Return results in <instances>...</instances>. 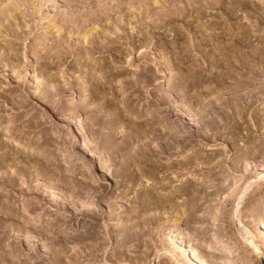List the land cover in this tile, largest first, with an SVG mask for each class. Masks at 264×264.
I'll return each instance as SVG.
<instances>
[{"label": "rangeland", "instance_id": "obj_1", "mask_svg": "<svg viewBox=\"0 0 264 264\" xmlns=\"http://www.w3.org/2000/svg\"><path fill=\"white\" fill-rule=\"evenodd\" d=\"M263 220L264 0H0V264H264Z\"/></svg>", "mask_w": 264, "mask_h": 264}, {"label": "bare ground", "instance_id": "obj_2", "mask_svg": "<svg viewBox=\"0 0 264 264\" xmlns=\"http://www.w3.org/2000/svg\"><path fill=\"white\" fill-rule=\"evenodd\" d=\"M84 127H85V125H84V122H80L79 124H77V125H75L73 128L76 130L75 131V133L74 134H72V135H75V134H79V132L82 130V129H84ZM86 146V145H85ZM84 146V150L87 152L86 153V156L84 157V158H81L84 162H86V161H89V160H92V154L90 153V152H88L87 151V148ZM87 171H93L94 172V170L91 168V165L90 164H88L87 165ZM86 171V172H87ZM123 217V220H125V216H122ZM263 223H262V225H261V235L264 233V220L262 221ZM264 235V234H263ZM264 237V236H263ZM174 241V240H173ZM181 244V243H180ZM179 244V241H177V242H174V246H177V248H180V250H183V251H185L184 249H183V247H182V244L180 245ZM251 244V243H250ZM253 244V243H252ZM174 246H171V248L172 247H174ZM253 247V246H252ZM186 249V248H185ZM173 250V249H172ZM185 253V252H184ZM183 255V253H180V251L179 252H177L176 253V255H175V257H179V256H182ZM190 255V257H189V259H190V261H189V264H207V262H205V260H202V258H200V256H199V254L197 255L195 252H193L192 251V253H190L189 254Z\"/></svg>", "mask_w": 264, "mask_h": 264}]
</instances>
